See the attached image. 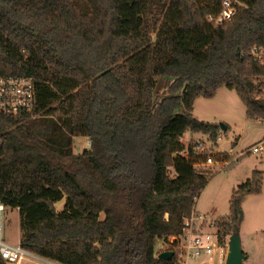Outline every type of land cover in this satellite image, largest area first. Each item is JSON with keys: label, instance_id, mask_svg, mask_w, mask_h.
Instances as JSON below:
<instances>
[{"label": "trees", "instance_id": "trees-1", "mask_svg": "<svg viewBox=\"0 0 264 264\" xmlns=\"http://www.w3.org/2000/svg\"><path fill=\"white\" fill-rule=\"evenodd\" d=\"M238 1L214 25L221 0H0V75L35 88L31 113H0V202L18 208L24 249L64 264L176 263L169 237L214 175L181 141L186 131L217 138V124L193 115L195 99L227 87L264 121V56L253 54L264 51V0ZM76 137L90 145L74 151ZM263 175L254 170L213 219L221 239Z\"/></svg>", "mask_w": 264, "mask_h": 264}, {"label": "rangeland", "instance_id": "rangeland-1", "mask_svg": "<svg viewBox=\"0 0 264 264\" xmlns=\"http://www.w3.org/2000/svg\"><path fill=\"white\" fill-rule=\"evenodd\" d=\"M166 86L163 81L159 93ZM245 109L237 93L227 87L218 88L211 98L198 97L194 101L193 115L199 120L218 125L215 141L209 138L208 133L191 131H186L181 139L185 146L203 141V149H199L203 158L195 167L214 173L194 201V212L205 214L207 220L227 216L233 189L250 178L254 170L264 172V121L247 118ZM221 123L225 130L221 128ZM87 140L86 137H76L74 151L86 148ZM214 143L216 145L212 146ZM255 146H262V149L253 152ZM213 152H229L230 158L227 162L215 161L216 154ZM208 155L214 158L212 165L206 163ZM61 205L62 201L58 202L57 209ZM242 211V221L236 226L242 250L247 254L242 264H264V175L261 192L248 194L242 202ZM19 238L18 211L8 210L3 216V239L16 244ZM165 247L166 244H157L159 250ZM25 259L24 264L39 263L36 258Z\"/></svg>", "mask_w": 264, "mask_h": 264}, {"label": "built area", "instance_id": "built-area-1", "mask_svg": "<svg viewBox=\"0 0 264 264\" xmlns=\"http://www.w3.org/2000/svg\"><path fill=\"white\" fill-rule=\"evenodd\" d=\"M238 0H221L220 10L208 15V20L214 25L231 18L239 5ZM255 59L261 60L264 56L262 48H254ZM35 107V88L31 77L23 75H0V113L17 115L31 113ZM90 141H86V147ZM203 141L196 143L195 149H203ZM262 146L253 147L258 152ZM188 155L187 148L180 151ZM208 165L213 164L214 158L208 155L205 158ZM227 162V161H224ZM8 208L0 202V259L4 264H24L26 257L36 258L38 264H64L34 254L24 249L20 242L9 243L3 239V216ZM15 210L18 211L16 207ZM180 248L175 264H225L228 253V239H221L214 220H207L206 215H198L194 211L184 218L182 233L171 236Z\"/></svg>", "mask_w": 264, "mask_h": 264}, {"label": "water", "instance_id": "water-1", "mask_svg": "<svg viewBox=\"0 0 264 264\" xmlns=\"http://www.w3.org/2000/svg\"><path fill=\"white\" fill-rule=\"evenodd\" d=\"M223 130L226 129L223 124H220ZM172 251H163L159 254V257L168 260L172 257ZM246 258L245 253L241 247L240 235L235 226V230L230 234L228 238V253L226 257L225 264H242L243 260Z\"/></svg>", "mask_w": 264, "mask_h": 264}]
</instances>
